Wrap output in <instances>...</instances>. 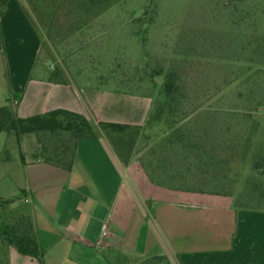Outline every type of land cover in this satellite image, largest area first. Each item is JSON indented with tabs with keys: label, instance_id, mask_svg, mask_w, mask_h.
Instances as JSON below:
<instances>
[{
	"label": "rangeland",
	"instance_id": "1",
	"mask_svg": "<svg viewBox=\"0 0 264 264\" xmlns=\"http://www.w3.org/2000/svg\"><path fill=\"white\" fill-rule=\"evenodd\" d=\"M16 1L41 40L39 65L49 74L62 70L89 88L106 75L109 83L98 81V90L149 96L155 110L164 100V74L175 72L181 91L170 121L131 130L125 141L144 152L147 165L159 166L169 186L232 193L237 205L264 210L257 195L247 194L264 147V0ZM146 10L155 16L149 25L138 21ZM4 45L0 108L10 93ZM155 69L162 76L151 78ZM172 136L189 149L168 143ZM6 250L0 242V264ZM170 254L173 262L165 264H179Z\"/></svg>",
	"mask_w": 264,
	"mask_h": 264
},
{
	"label": "crops",
	"instance_id": "2",
	"mask_svg": "<svg viewBox=\"0 0 264 264\" xmlns=\"http://www.w3.org/2000/svg\"><path fill=\"white\" fill-rule=\"evenodd\" d=\"M0 28L10 86L3 107L21 118L67 110L85 116L96 133L77 143L70 170L38 159L35 136L19 143L0 134V198L18 199L15 206L29 213L46 264L173 262L170 252L179 264H264V213L238 210L231 196L169 186L152 176L144 152L134 147L127 159L105 140L99 123L142 127L152 99L70 78L50 81L39 65L41 40L16 0H9ZM7 262L39 264L14 248Z\"/></svg>",
	"mask_w": 264,
	"mask_h": 264
},
{
	"label": "trees",
	"instance_id": "3",
	"mask_svg": "<svg viewBox=\"0 0 264 264\" xmlns=\"http://www.w3.org/2000/svg\"><path fill=\"white\" fill-rule=\"evenodd\" d=\"M8 2L9 0H2L0 2V19L5 13ZM89 2L97 3V5L104 3L102 0H89ZM90 7H92L91 10L95 9L93 6ZM154 18V12H149L146 10L144 15L141 18H138V21L146 22L149 25L152 23L151 21L154 20ZM140 37L143 38V35L138 33L137 38ZM0 42H3L1 28ZM153 73L154 74L151 75V78H153L154 75L155 77L162 76V69H155ZM48 79L61 84H66L68 82L65 77V73L59 69H57L55 72H51L48 76ZM75 79V82L80 85L77 78ZM103 79H108V77L106 75H100L95 85L91 84L90 86L100 89L98 88V81L100 83H109L107 80ZM176 79L177 76L173 71H169L164 74V82L161 87V94H163L164 100L158 104L155 110L151 111L144 126L134 127L130 125L113 123L98 124V128L103 133L108 135L113 140V142H115L119 151H124L127 153V159H130L131 157L134 144L132 139L125 141L123 137L124 135L128 134L131 130H135L137 132L145 127L153 125L154 123H159L162 120L170 121L171 118L169 117L173 116V112L176 107L175 103L181 91L179 85L176 84ZM118 93L135 95L126 92ZM136 96L150 98L149 96L145 95ZM1 133L8 135L13 134L19 143L21 139L27 135L35 136L40 145V153L37 156L38 159H43L49 164L64 168L66 170H70L72 167L77 143L84 139H93L96 137L93 124L83 115L63 109H58L33 117L21 118L16 114L11 105L0 108V134ZM167 140L168 143L172 144L181 143L185 150L189 149L187 146L190 144H185L183 140L176 138L175 136L169 137ZM214 160L216 159L214 158ZM216 166H220L219 161L216 163ZM148 168L150 169L153 177L159 175L157 172L159 166H157V164L151 163L148 165ZM252 171L254 176L249 177L247 180V194L250 197L257 195V199L264 202V147L258 151L257 158H255V161L253 162ZM159 177L162 179L160 175ZM189 191L208 192L216 195L233 197L232 193H213L200 189ZM17 200L18 199L0 198V242L6 247L7 250L9 248H14L20 255L36 259L39 264H46L45 251L41 248L38 242L32 218L23 207L15 206ZM235 206L238 210L264 212V210H260V208H250L245 207L244 205H237L236 200ZM6 264H8L7 261ZM133 264H165V260H143L141 262H134Z\"/></svg>",
	"mask_w": 264,
	"mask_h": 264
},
{
	"label": "built area",
	"instance_id": "4",
	"mask_svg": "<svg viewBox=\"0 0 264 264\" xmlns=\"http://www.w3.org/2000/svg\"><path fill=\"white\" fill-rule=\"evenodd\" d=\"M107 227H108V226H107V224H106L105 227H104L105 230H104L103 233H102V236H103V237H105V236L107 235Z\"/></svg>",
	"mask_w": 264,
	"mask_h": 264
}]
</instances>
